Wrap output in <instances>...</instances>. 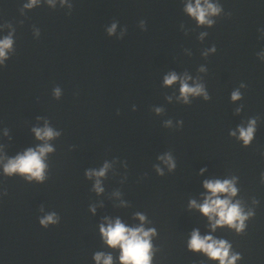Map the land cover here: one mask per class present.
Masks as SVG:
<instances>
[{"label":"water","instance_id":"95a60500","mask_svg":"<svg viewBox=\"0 0 264 264\" xmlns=\"http://www.w3.org/2000/svg\"><path fill=\"white\" fill-rule=\"evenodd\" d=\"M25 2L0 0V24L12 26L0 36L15 29V51L0 67L2 154L14 157L43 143L32 129L44 127L45 119L62 134L50 142L56 151L47 157L44 183L0 173V193H6L0 196V264H95V252L110 253L119 264V250L104 245L98 226L106 216L139 224L136 212L158 231L153 264H218L186 248L192 229L208 233L207 218L189 210L188 201L201 200L204 179L231 175L239 177L238 198L259 204L245 233L224 228L214 235L242 254L239 264H264V62L257 57L264 49V0H219L225 15L212 28L196 26L183 12L185 0H71L70 12L45 0L21 15ZM113 22L117 35L126 28L123 39L108 36ZM201 32L208 33L202 42ZM212 45L216 53L204 57ZM201 65L206 74L198 72ZM169 71L201 76L211 99L177 103L179 83L162 84ZM241 83L243 98L232 103L230 94ZM57 86L59 100L52 94ZM155 107L163 113L156 115ZM250 117L258 118L257 132L244 147L229 131ZM169 119L183 126L164 127ZM165 152L173 154L177 168L159 176L153 166ZM106 160L117 162L97 196L84 173ZM121 200L127 206H119ZM41 206L55 211L60 222L41 227Z\"/></svg>","mask_w":264,"mask_h":264},{"label":"clouds","instance_id":"9594fccd","mask_svg":"<svg viewBox=\"0 0 264 264\" xmlns=\"http://www.w3.org/2000/svg\"><path fill=\"white\" fill-rule=\"evenodd\" d=\"M45 0H26L21 9V15L25 10H32L42 5ZM49 7L56 9L57 4L60 8H67L69 12L73 8L71 0H46ZM183 12L195 21L197 27L212 28L216 23V18L225 15L224 8L219 0H185ZM11 24H0V31L4 28H11ZM118 22L111 23L106 28L108 36H117L118 39H123L126 34V28H120L118 33ZM141 30H146L145 21L141 20L139 23ZM181 30L184 25L181 24ZM264 34V28L259 29ZM14 32L12 29L7 35L0 36V67L5 65L10 56L14 53ZM185 34L187 31L185 30ZM34 36H40V30L34 29ZM208 36L207 32H201L198 39L202 42ZM217 51L216 46L212 45L203 50L202 55L208 57L215 54ZM189 55L191 53H188ZM257 57L261 62H264V49L257 53ZM208 71L205 65L198 68V72L206 74ZM191 81V84L189 83ZM179 83V95L175 96L177 103L190 105L195 98H202L204 101L211 99L209 92L201 76L195 79L185 72L183 75H178L175 71H169L163 76L162 84L164 87H171ZM246 85L241 83L239 88L234 89L230 94L232 103H237L242 100L243 94L240 89L245 88ZM55 99L59 100L62 96V89L57 86L52 90ZM169 103L173 101V97L166 98ZM135 110V106H133ZM243 110V105L235 109V113L239 115ZM156 115L163 113L164 109L155 107L153 109ZM37 119H41L38 117ZM258 118L250 117L246 122H242L236 126L235 129L229 131V136L235 138L244 147L252 144L257 132ZM182 127L183 121L177 120L175 125L171 119L164 121V127ZM32 131L37 140L43 143L37 145L35 148L29 147L21 153H17L14 157H7L2 154L3 147L0 146V173L3 176L13 177L20 176L28 183H44L48 178V164L46 163L49 154L56 151L52 140L61 136V132L53 129L49 121L45 119L44 127H34ZM4 136H8V130L3 132ZM159 163L153 167L159 176L165 175V168L168 173H172L177 168L176 159L171 152H165L157 157ZM105 161L99 168H89L85 170V178L93 181L92 191L97 196L104 193L105 189L103 181L107 177L113 164ZM161 164L165 167H161ZM126 168V163H123ZM207 168H201L199 174L204 175ZM126 179V177H125ZM124 181L122 180L121 183ZM260 182L264 183V172L260 174ZM239 177L231 175L224 179L212 178L204 179L202 187L204 192L201 193V200L190 199L188 201V209L199 212L202 216L207 218L208 233L201 235L199 228H194L188 234L186 240V248L189 252L200 254L207 258L208 261L218 262V264H239L243 256L240 252L233 249L232 243L223 238L214 235L217 229H228L241 235L245 233L248 227V221L251 220L256 212L255 208L259 201L255 198L251 200L249 206L243 199L238 198L240 188L238 187ZM6 193H0V196ZM115 196L120 197L119 191L114 193ZM119 206H127L126 202L121 200ZM42 215L39 217V224L43 228H48L50 225H57L60 222V217L55 211L45 212L43 206L40 208ZM89 212L92 215L96 213V205H89ZM134 219L139 221V224L128 225L119 217L112 219L104 217L103 222L99 224V235L104 245L110 249H118L119 264H153L154 257L159 251L154 244L153 240L158 236L157 228L150 225L151 221L147 215L142 212H136ZM95 264H114L112 254H105L104 252H95L92 256Z\"/></svg>","mask_w":264,"mask_h":264}]
</instances>
